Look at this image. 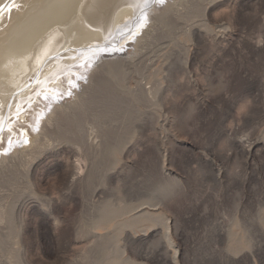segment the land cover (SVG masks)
Wrapping results in <instances>:
<instances>
[{
    "label": "rangeland",
    "instance_id": "obj_1",
    "mask_svg": "<svg viewBox=\"0 0 264 264\" xmlns=\"http://www.w3.org/2000/svg\"><path fill=\"white\" fill-rule=\"evenodd\" d=\"M173 8L0 174V264H264V0Z\"/></svg>",
    "mask_w": 264,
    "mask_h": 264
},
{
    "label": "bare ground",
    "instance_id": "obj_2",
    "mask_svg": "<svg viewBox=\"0 0 264 264\" xmlns=\"http://www.w3.org/2000/svg\"><path fill=\"white\" fill-rule=\"evenodd\" d=\"M174 2L0 0V174L15 159H22L16 154L23 149L44 143L41 136L45 129L52 133L54 128L48 125L56 127L65 118L75 116V107L84 106L88 99L87 89L89 93L90 88L99 85L94 73L104 62L121 59L125 63L138 57L143 38L152 39L162 27V21L178 13L179 9L173 8ZM138 24L140 28L136 32L141 31L145 36L133 37L137 55L130 54L131 44L127 42L111 52L106 50L115 39H122L126 28ZM148 26L150 29L146 31ZM93 53L95 58H91ZM97 58L98 63H89ZM114 64L117 63L110 64V70ZM70 95L74 99L66 103ZM72 119L78 128L72 137L77 149L88 152L98 147L95 130ZM23 133L30 143L24 139L19 146L15 142H21ZM8 136L18 139H12L14 148L9 145L6 152L3 145L10 139Z\"/></svg>",
    "mask_w": 264,
    "mask_h": 264
}]
</instances>
